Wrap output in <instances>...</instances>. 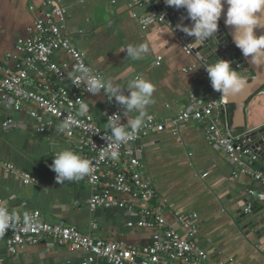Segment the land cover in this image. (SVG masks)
<instances>
[{
    "label": "crops",
    "instance_id": "crops-1",
    "mask_svg": "<svg viewBox=\"0 0 264 264\" xmlns=\"http://www.w3.org/2000/svg\"><path fill=\"white\" fill-rule=\"evenodd\" d=\"M132 2L0 0V60L8 54L13 56L12 62L18 57L17 40L30 34L36 16L31 6L40 11L55 4L65 8L70 42L91 67L104 74L105 80L125 87V95L129 94L127 83L136 77L155 85L147 114L165 129L151 132L137 146L141 150V172L151 181L156 203L164 208L169 226L186 236L178 218L196 215L192 218V240L209 255L202 264H264V186L241 174L227 155L207 140L201 125L187 123L175 128L168 123L189 108L191 96L207 98L211 94L206 65L199 57L186 54L167 26L151 24L142 28L140 18L148 13V6L131 7ZM179 25L187 26L184 22ZM139 44H147L149 52L140 59L128 57L125 49ZM237 73L246 80L252 78L247 70ZM106 96L99 92L89 93L88 97L92 113L102 124ZM230 106L232 125L238 132L253 133L264 128V91L251 96L242 113L235 105ZM136 115L131 112L124 119L127 122ZM8 116L15 125L3 128L2 122ZM64 149L72 150L68 141L52 134L41 135L22 114L0 107V199L21 214L38 210L44 220L73 224L84 233H90L95 223L98 229L92 231L93 235L103 240L127 246L148 245V232L126 227L135 216L120 210L89 212L86 204L93 190L84 180L63 184L56 181L50 165ZM6 165L14 167L16 173ZM254 167L259 169L261 165ZM21 174L36 181L25 185ZM248 205L252 206L251 217L240 221L239 213H245ZM85 257L50 239L27 244L13 256L0 236V264H80Z\"/></svg>",
    "mask_w": 264,
    "mask_h": 264
},
{
    "label": "built area",
    "instance_id": "built-area-1",
    "mask_svg": "<svg viewBox=\"0 0 264 264\" xmlns=\"http://www.w3.org/2000/svg\"><path fill=\"white\" fill-rule=\"evenodd\" d=\"M143 3L148 6V13L140 18L142 28L151 24L167 26L175 33L186 54L201 59L174 22L156 10V2L133 0L131 7ZM30 10L36 16L30 34L17 40L18 57L12 62L13 56L8 54L5 60H0V107L22 114L36 126L39 134L64 139L71 144L72 151L92 160L91 173L82 179L93 190L86 204L89 212L120 210L135 216L136 219L128 220L126 227L148 232L151 240L145 246L103 240L93 235L92 231L98 229L95 223L91 225L90 233H84L73 224L48 222L38 210L28 213L34 219L31 226H27L23 214L12 210L0 199L10 212L15 211L21 216L15 227L0 234L10 254L15 256L27 244L37 245L50 239L60 247L69 246L75 252L84 253L86 257L80 264H202L207 261L208 253L192 240L195 231L192 218L196 215L178 218L186 231V236L179 235L169 226L164 208L156 203L157 193L151 181L141 172V150L137 145L151 132L164 131V124L145 120L133 140L115 149L119 152L116 160L107 156L102 159L101 153L108 152L112 143L107 127L109 116L119 114L121 123H126L124 109L114 98L106 96L103 124L97 121L91 109L84 116L76 115L80 102H88L90 93L80 79V67H88L104 79L105 76L91 67L83 53L70 42L66 34L65 8L55 4L41 11L31 6ZM207 79L211 94L207 98L191 96L189 108L169 119L168 123L175 128L187 123L201 125L207 140L220 148L241 174L264 186V157L247 144L248 132L235 130L228 97L213 90L208 73ZM68 115L74 116L78 123L62 128ZM13 125L11 116L2 122L3 128ZM258 163L261 167L256 169L254 165ZM5 167L16 173L11 165ZM21 179L25 185L36 181L27 174H21ZM252 211L250 205L245 209L246 214Z\"/></svg>",
    "mask_w": 264,
    "mask_h": 264
},
{
    "label": "clouds",
    "instance_id": "clouds-1",
    "mask_svg": "<svg viewBox=\"0 0 264 264\" xmlns=\"http://www.w3.org/2000/svg\"><path fill=\"white\" fill-rule=\"evenodd\" d=\"M165 3L177 9H186L192 24L190 27L177 25V28L195 37L193 47H198L208 38L214 37L226 4L228 7L225 24L233 29L232 39L235 46L245 58H250L252 65L264 66V35H256L257 29L264 28V0H165ZM125 51L128 57L140 59L149 52V47L147 44L129 45ZM230 64L231 61L220 59L206 67L213 90L226 98L239 93L247 83L246 78L233 70ZM79 72L88 92L95 95L103 90L123 107L126 117L128 113H138L134 118H127L126 123H121L119 114L109 116L107 127L110 129L112 143L108 152L101 153V158L107 156L116 160L119 152L115 149L124 142L133 140L144 126L145 119H151L147 114V106L153 103L155 85L146 78L136 77L127 83L129 94L125 95V87L111 79L105 80L98 74H93L88 67L81 66ZM89 110L90 104L82 101L76 115L84 116ZM77 123L78 120L74 116L68 115L61 127L67 128ZM50 168L56 173V181L63 184L65 181H79L89 175L93 161L71 149H64L54 156ZM20 219V215L15 211L10 212L7 205L0 202V234L15 227ZM33 219L27 212L23 214L25 225L31 226Z\"/></svg>",
    "mask_w": 264,
    "mask_h": 264
},
{
    "label": "water",
    "instance_id": "water-1",
    "mask_svg": "<svg viewBox=\"0 0 264 264\" xmlns=\"http://www.w3.org/2000/svg\"><path fill=\"white\" fill-rule=\"evenodd\" d=\"M157 3L156 10L165 15V18L174 22L176 25L184 22L187 26H191L192 21L187 17V11L184 8L177 9L165 3V0H150ZM144 4V3H143ZM227 5L224 6L221 18L218 21V30L214 37L208 38L198 47H194V52L201 56L203 63L206 65L215 64L218 60L224 59L231 61L230 67L237 72L240 70H247L254 76L250 80H246L245 87L237 94L228 97L229 103L236 106L238 112L242 113L246 102L251 96L257 92H261L264 88V66L252 65L249 60L245 58L239 48H237L232 39L233 29L225 24V14ZM179 29V28H178ZM183 32V31H182ZM191 44H194L195 37L189 36L183 32ZM256 35H264V28L256 30ZM247 144L251 145L261 157H264V128L253 133H249L246 137ZM243 211V210H242ZM239 213L241 220L250 218V214ZM245 211V210H244ZM249 224L248 227H251Z\"/></svg>",
    "mask_w": 264,
    "mask_h": 264
},
{
    "label": "trees",
    "instance_id": "trees-1",
    "mask_svg": "<svg viewBox=\"0 0 264 264\" xmlns=\"http://www.w3.org/2000/svg\"><path fill=\"white\" fill-rule=\"evenodd\" d=\"M251 76L253 77L254 75L251 73ZM262 91H264V88L262 89ZM233 113V106H230V114L232 115Z\"/></svg>",
    "mask_w": 264,
    "mask_h": 264
}]
</instances>
